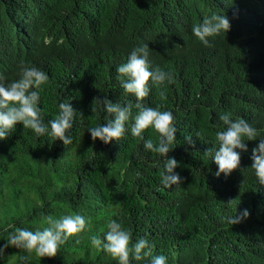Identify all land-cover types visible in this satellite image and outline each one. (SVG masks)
<instances>
[{
	"label": "trees",
	"instance_id": "trees-1",
	"mask_svg": "<svg viewBox=\"0 0 264 264\" xmlns=\"http://www.w3.org/2000/svg\"><path fill=\"white\" fill-rule=\"evenodd\" d=\"M188 6L187 0H0L5 82L18 79L21 60L30 62L49 76L38 104L44 124L58 115L62 102L77 112L69 145L47 134L37 137L22 124L0 140V248L16 228L42 230L47 215L91 219L53 258L8 247L0 264H117L90 241L92 235L103 239L109 220L130 230L132 243L148 240L152 256H165L167 264H264V186L251 169L252 149L264 139V32L252 34L236 0H193V22L238 15L226 33L230 39L221 33L205 47L192 36ZM130 20L134 29L119 30ZM144 44L151 68L174 79L163 87L165 100L152 88L141 101L145 107L160 104L175 118L176 139L167 158L178 162L174 173L182 182L172 188L161 184L166 157L131 135L137 100L124 94L117 79L116 69ZM97 97L133 105L119 141L93 142L88 129L105 124L108 115L99 102L93 104ZM223 112L246 120L259 136L246 142V152L236 150L238 169L216 177L218 168L204 153L218 150L215 134L222 129L216 124ZM143 135L156 138L152 129ZM244 210L247 219L227 222ZM151 258L131 264H150Z\"/></svg>",
	"mask_w": 264,
	"mask_h": 264
},
{
	"label": "clouds",
	"instance_id": "clouds-1",
	"mask_svg": "<svg viewBox=\"0 0 264 264\" xmlns=\"http://www.w3.org/2000/svg\"><path fill=\"white\" fill-rule=\"evenodd\" d=\"M188 6L185 19L192 25V36L205 47H210L209 38L224 33L228 37L232 29L233 21L238 18L237 13L231 16L212 14L206 16L200 22H193L192 5L193 0H187ZM238 8L246 12L250 23L252 34L264 32V0L253 2V0H236ZM252 11V14H250ZM259 20L257 26L256 21ZM184 20L182 25H185ZM135 27V22L130 20L127 27L119 28L131 31ZM229 38V37H228ZM230 39V38H229ZM178 46V45H177ZM117 79L125 95H132L137 103L134 107L137 110L132 117L133 105H121L120 102L113 103L107 97L100 100L94 98L93 104L99 102L103 105L108 114L105 124L90 127L88 132L93 142L100 140L105 145L113 140L119 141L126 132V122L133 118L131 135L144 141V148L161 157H166L164 171L161 172V184L164 188H172L173 185L181 184V178L174 173V169L179 167L175 158H167L175 144L176 128L175 118L171 111L162 110V105L156 107H145L141 101L149 96L152 88L157 90L161 101L166 99L163 90L164 85L174 82L171 73L162 70L160 67L151 68L149 64L148 44L135 47L128 56L127 62L121 64L117 69ZM49 80V76L43 70L21 60L18 70V79L6 83V77L0 74V140L7 139L15 130L17 124H22L24 129H30L37 137L47 134L54 141H61L65 146L72 143L67 132L72 128L74 115L70 102L59 104V113L54 119L45 125L41 119L38 104L40 102V91L42 86ZM95 111V108H92ZM82 115V113H80ZM215 144L218 150L210 149L204 155H211L212 161L218 168L216 177L223 174L229 176L240 166V154L236 150L246 152L247 141H256L259 132L246 120L237 117L232 118L231 112H223L218 115L216 124ZM147 129H152L156 133L153 138L145 139L143 133ZM199 137V134H197ZM185 141L192 145V137H185ZM251 159L253 161L251 169L254 172L261 187L264 186V139H259L257 147L252 149ZM244 181L241 183V189ZM233 201H229L231 204ZM249 216L248 210H244L240 216L229 217L227 222L237 225ZM46 224L42 230L31 231L27 228H16L6 239L7 243L0 248V259L4 258L5 249L14 247L22 249L31 255L39 258H53L57 255L59 247L67 242L71 237L78 235L88 228L91 219L81 214H69L60 218L52 215L44 217ZM93 248L102 250L117 264H131L132 260L141 261L147 257H152L150 264H167V258L163 255L152 256V245L144 238L132 243V233L126 229L121 222L109 220L107 231L103 239L96 235L90 237ZM80 241L77 239L76 243ZM27 259V257L25 258Z\"/></svg>",
	"mask_w": 264,
	"mask_h": 264
}]
</instances>
